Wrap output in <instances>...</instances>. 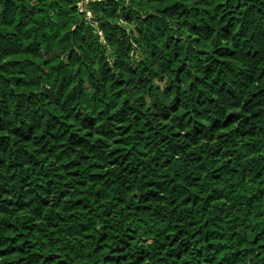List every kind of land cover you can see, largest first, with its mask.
<instances>
[{"label": "trees", "instance_id": "obj_1", "mask_svg": "<svg viewBox=\"0 0 264 264\" xmlns=\"http://www.w3.org/2000/svg\"><path fill=\"white\" fill-rule=\"evenodd\" d=\"M79 2L0 0V264H264V0Z\"/></svg>", "mask_w": 264, "mask_h": 264}, {"label": "built area", "instance_id": "obj_2", "mask_svg": "<svg viewBox=\"0 0 264 264\" xmlns=\"http://www.w3.org/2000/svg\"><path fill=\"white\" fill-rule=\"evenodd\" d=\"M97 1H101V0H80L79 2V6L81 9H85V5L89 2H97ZM127 1V0H126ZM85 21L86 23L88 24H91L93 26H96V21L94 20L92 14L90 12L87 11L86 15H85ZM96 33L97 35L100 37V40L101 41H104L103 40V35H102V32L101 30H99L97 27H96Z\"/></svg>", "mask_w": 264, "mask_h": 264}]
</instances>
